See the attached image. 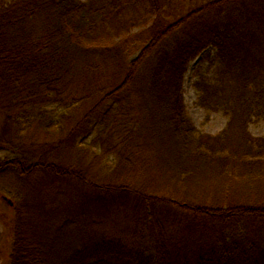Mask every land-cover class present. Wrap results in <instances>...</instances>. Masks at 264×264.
I'll return each instance as SVG.
<instances>
[{
    "label": "trees",
    "instance_id": "trees-1",
    "mask_svg": "<svg viewBox=\"0 0 264 264\" xmlns=\"http://www.w3.org/2000/svg\"><path fill=\"white\" fill-rule=\"evenodd\" d=\"M0 99L53 138L0 173L67 196L16 206L8 264H264V0H0Z\"/></svg>",
    "mask_w": 264,
    "mask_h": 264
},
{
    "label": "rangeland",
    "instance_id": "rangeland-1",
    "mask_svg": "<svg viewBox=\"0 0 264 264\" xmlns=\"http://www.w3.org/2000/svg\"><path fill=\"white\" fill-rule=\"evenodd\" d=\"M10 1L5 0V2ZM138 50L135 51V55ZM213 56V50L204 51L190 64L184 79V101L188 117L200 132L209 135H215L224 129L227 119L220 112H209L199 106L194 83L201 74L209 77L215 75L218 65L213 63ZM10 105L0 99V158L13 157L12 149L15 146L30 145L31 148H39L53 140L43 128L37 125L30 126L29 122L27 124L20 122L21 116H18V113L21 106L15 108ZM249 131L257 137L264 135V120L251 123ZM59 185V180H51L49 177H34L29 182L26 181V177H19L12 171L0 173V264H8L11 255L16 206L26 205L23 210L32 214V220L35 222L38 215L40 223L37 222L36 225H39L45 214L42 212L46 211L42 205L47 206L52 201H59L58 197L66 200L67 196L58 190ZM3 196L8 198L12 205ZM29 206L32 207L33 212L30 211ZM65 206L66 202L63 207Z\"/></svg>",
    "mask_w": 264,
    "mask_h": 264
},
{
    "label": "flooded vegetation",
    "instance_id": "flooded-vegetation-1",
    "mask_svg": "<svg viewBox=\"0 0 264 264\" xmlns=\"http://www.w3.org/2000/svg\"><path fill=\"white\" fill-rule=\"evenodd\" d=\"M3 198L6 199L12 205V202L8 198H6L5 196H3Z\"/></svg>",
    "mask_w": 264,
    "mask_h": 264
}]
</instances>
